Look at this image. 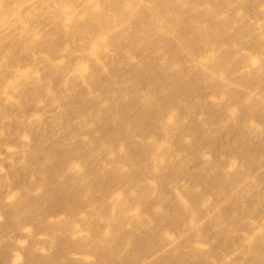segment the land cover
I'll return each mask as SVG.
<instances>
[{"label":"bare ground","instance_id":"bare-ground-1","mask_svg":"<svg viewBox=\"0 0 264 264\" xmlns=\"http://www.w3.org/2000/svg\"><path fill=\"white\" fill-rule=\"evenodd\" d=\"M0 264H264V0H0Z\"/></svg>","mask_w":264,"mask_h":264}]
</instances>
